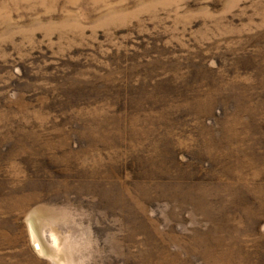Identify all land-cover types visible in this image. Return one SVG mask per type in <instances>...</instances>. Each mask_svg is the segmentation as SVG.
I'll return each mask as SVG.
<instances>
[{
	"label": "rangeland",
	"instance_id": "rangeland-1",
	"mask_svg": "<svg viewBox=\"0 0 264 264\" xmlns=\"http://www.w3.org/2000/svg\"><path fill=\"white\" fill-rule=\"evenodd\" d=\"M0 264H264V0H0Z\"/></svg>",
	"mask_w": 264,
	"mask_h": 264
}]
</instances>
